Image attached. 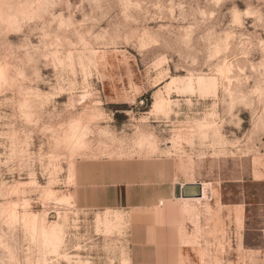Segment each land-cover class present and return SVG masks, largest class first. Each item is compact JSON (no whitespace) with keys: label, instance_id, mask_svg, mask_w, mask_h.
Segmentation results:
<instances>
[{"label":"rangeland","instance_id":"obj_1","mask_svg":"<svg viewBox=\"0 0 264 264\" xmlns=\"http://www.w3.org/2000/svg\"><path fill=\"white\" fill-rule=\"evenodd\" d=\"M0 264H264V0H0Z\"/></svg>","mask_w":264,"mask_h":264},{"label":"water","instance_id":"obj_2","mask_svg":"<svg viewBox=\"0 0 264 264\" xmlns=\"http://www.w3.org/2000/svg\"><path fill=\"white\" fill-rule=\"evenodd\" d=\"M175 198L192 199L203 196V186L201 183H187L183 186L177 184L174 186Z\"/></svg>","mask_w":264,"mask_h":264},{"label":"bare ground","instance_id":"obj_3","mask_svg":"<svg viewBox=\"0 0 264 264\" xmlns=\"http://www.w3.org/2000/svg\"><path fill=\"white\" fill-rule=\"evenodd\" d=\"M177 184L182 185L181 183H177ZM208 184L209 183H205L204 185H202L203 186V196L201 198H192V199L177 198L176 200L197 201V202L208 201V200H210V197H211L209 189H208Z\"/></svg>","mask_w":264,"mask_h":264},{"label":"crops","instance_id":"obj_4","mask_svg":"<svg viewBox=\"0 0 264 264\" xmlns=\"http://www.w3.org/2000/svg\"><path fill=\"white\" fill-rule=\"evenodd\" d=\"M205 183H202V185H204ZM177 199V198H176Z\"/></svg>","mask_w":264,"mask_h":264}]
</instances>
